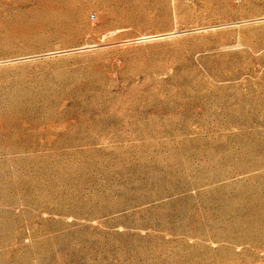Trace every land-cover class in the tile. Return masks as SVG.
<instances>
[{
	"label": "rangeland",
	"instance_id": "rangeland-1",
	"mask_svg": "<svg viewBox=\"0 0 264 264\" xmlns=\"http://www.w3.org/2000/svg\"><path fill=\"white\" fill-rule=\"evenodd\" d=\"M247 186L264 0H0V264H264Z\"/></svg>",
	"mask_w": 264,
	"mask_h": 264
},
{
	"label": "bare ground",
	"instance_id": "bare-ground-1",
	"mask_svg": "<svg viewBox=\"0 0 264 264\" xmlns=\"http://www.w3.org/2000/svg\"><path fill=\"white\" fill-rule=\"evenodd\" d=\"M249 146V145H248ZM250 147V146H249ZM252 147V146H251ZM250 147V148H251ZM253 149V148H252ZM251 150V149H250ZM254 151V150H253ZM258 151V150H257ZM260 152H261V149H260ZM241 153H242V151H241ZM257 153V152H256ZM245 154V153H244ZM213 185H215V184H213ZM218 185V184H217ZM243 187V186H242ZM240 188V187H239ZM245 188V187H244ZM242 188V190L240 191L243 195H246V202L244 203V204H242L241 205V208L242 207H244V208H247V209H249L251 212H253V211H255V210H257V209H260V210H263L264 211V194H261L259 191H258V189L257 188H254V187H251V186H247V188ZM226 189V188H225ZM225 189H223V190H225ZM227 189H229V188H227ZM230 191V190H229ZM217 192V191H216ZM242 195V196H243ZM240 196V195H239ZM183 198V197H182ZM234 198V197H233ZM237 198V197H236ZM240 198V197H239ZM178 199V198H177ZM229 200V199H228ZM232 200V199H231ZM180 201V200H179ZM181 201H183V200H181ZM185 201V200H184ZM183 201V202H184ZM189 201V200H188ZM240 201H242V200H240ZM239 201V202H240ZM173 202H175V201H173ZM190 202V201H189ZM231 201L229 200V202H228V204L226 203V206H224V207H221L222 208V210H224L225 212H229L230 210H232V208L230 207V203ZM235 202V201H234ZM243 202V201H242ZM191 203V202H190ZM181 204V203H180ZM185 204H187V203H184V205ZM232 204V203H231ZM189 205V204H188ZM181 206V205H180ZM179 207V206H178ZM200 207V206H199ZM193 209V208H192ZM195 209V208H194ZM236 209V208H235ZM185 210V209H184ZM180 211V210H179ZM190 211V210H189ZM197 211V210H196ZM235 211V210H234ZM184 212V211H183ZM183 212H181V213H183ZM193 212V211H192ZM202 212V211H201ZM236 212V211H235ZM175 214V213H174ZM209 214V213H208ZM212 215V214H211ZM184 216H185V214H184ZM200 216V215H199ZM260 216V215H259ZM177 217V216H176ZM204 219V218H203ZM155 220V219H154ZM171 220V219H170ZM211 220V219H210ZM242 220H245V219H242ZM202 221V220H201ZM236 221V220H235ZM262 221V220H261ZM152 222V221H151ZM239 222H241V219L239 220ZM262 222H264V221H262ZM242 224L241 225H244L245 224V222L243 223V222H241ZM260 223V222H259ZM251 224V223H250ZM264 224V223H263ZM247 225V224H246ZM248 225H249V223H248ZM253 225V224H252ZM256 225H258V224H256ZM253 227V226H252ZM258 227V226H257ZM262 227H264V226H262ZM157 228V227H156ZM192 228V227H191ZM205 228V227H204ZM211 228V227H210ZM219 228V227H218ZM171 229V228H170ZM180 229V228H179ZM202 229H203V227H202ZM249 229V228H248ZM264 229V228H263ZM263 229H262V231H263ZM227 230V229H226ZM232 230V229H231ZM250 230V229H249ZM252 230V229H251ZM256 230H258V229H256ZM181 231V230H180ZM230 232V231H229ZM256 232V231H255ZM258 232V231H257ZM152 233V232H151ZM246 233H248V232H246ZM253 233V232H252ZM153 234V233H152ZM215 234V233H214ZM259 234V233H258ZM260 234H262V233H260ZM154 235V234H153ZM193 235V234H192ZM205 235V234H204ZM221 235V234H220ZM219 235V236H220ZM249 235H250V232H249ZM255 235V234H254ZM199 236V235H198ZM207 236V235H206ZM247 237H248V235H246ZM252 236V235H251ZM258 236V235H257ZM261 236V235H260ZM149 237V236H148ZM181 237V236H180ZM195 237V236H194ZM197 237V236H196ZM214 237H216V236H214ZM246 237V238H247ZM182 238V237H181ZM186 238V237H185ZM206 238V237H205ZM211 238V237H210ZM192 239H194V238H192ZM252 239V238H251ZM167 240V239H166ZM165 240V241H166ZM223 240V239H222ZM233 240V239H232ZM256 240V239H255ZM263 240L264 239H262L261 238V242H263ZM180 241V240H179ZM184 241V240H183ZM195 241V240H194ZM198 241V240H197ZM225 241V240H224ZM227 241V240H226ZM234 241V240H233ZM256 242V241H255ZM257 242H259V241H257ZM256 242V243H257ZM128 243V242H127ZM186 243V242H185ZM197 243V242H196ZM235 243H236V241H235ZM249 243V242H248ZM137 244V243H136ZM201 244V243H200ZM217 244V243H216ZM232 244V243H231ZM251 244V243H250ZM253 244H254V242H253ZM262 244V243H261ZM187 245V244H186ZM141 246V245H140ZM172 246V245H171ZM178 246V245H177ZM199 246H201V245H199ZM203 246V245H202ZM201 246V247H202ZM227 246V245H226ZM253 246V245H252ZM151 247V246H150ZM224 247V246H223ZM231 247V246H230ZM229 247V248H230ZM251 247V246H250ZM257 247V246H256ZM131 248V247H130ZM179 248V247H178ZM183 248H185V247H183ZM187 248V247H186ZM199 248V247H198ZM227 248V247H226ZM170 249V248H169ZM168 249V250H169ZM188 249V248H187ZM205 249V248H204ZM215 249V248H214ZM239 249V248H238ZM248 249H249V247H248ZM172 250V249H171ZM171 250H170V252H171ZM183 250V249H182ZM201 250H203V249H201ZM234 250H236V249H234ZM241 250V249H240ZM141 251V250H140ZM210 251V250H209ZM222 251V250H221ZM238 251V250H237ZM242 251V250H241ZM130 252V251H129ZM131 252H133V251H131ZM207 252V251H206ZM230 252V251H229ZM239 252V251H238ZM162 253V252H161ZM212 253V252H211ZM122 254V253H121ZM194 254V253H193ZM119 255V254H118ZM172 255V254H171ZM171 255L169 256V257H171ZM175 255V254H174ZM168 256V255H167ZM190 256V255H189ZM226 256V255H225ZM192 257V256H191ZM190 257V258H191ZM208 257V256H207ZM138 258V257H137ZM157 258V257H156ZM188 258V257H187ZM217 258V257H216ZM130 259V258H129ZM132 259H134V258H132ZM143 259V258H142ZM161 259V258H160ZM168 259V258H167ZM139 260V259H138ZM169 260V259H168ZM170 260H172V259H170ZM182 261H183V259H182ZM210 261V260H209ZM231 261V260H230ZM235 261V260H234ZM145 262V261H144ZM176 262V261H175ZM184 262V261H183ZM186 262V261H185ZM224 262V261H223ZM223 262L222 263H220V264H223ZM173 263V262H172ZM177 263V262H176ZM188 263H189V261H188ZM225 263V262H224ZM139 264H140V262H139ZM179 264V263H178ZM182 264V263H181ZM185 264V263H184ZM186 264H187V262H186ZM203 264V263H202ZM213 264V263H212Z\"/></svg>",
	"mask_w": 264,
	"mask_h": 264
}]
</instances>
